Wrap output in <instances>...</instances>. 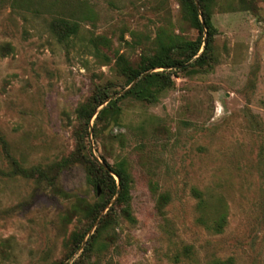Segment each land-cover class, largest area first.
Instances as JSON below:
<instances>
[{"label": "rangeland", "instance_id": "obj_1", "mask_svg": "<svg viewBox=\"0 0 264 264\" xmlns=\"http://www.w3.org/2000/svg\"><path fill=\"white\" fill-rule=\"evenodd\" d=\"M210 4L212 59L166 69L173 84L150 101L121 98L136 79L126 86L119 68L161 41L205 45L185 0H0V264H264V0ZM61 18L78 33L59 39ZM98 86L121 98V113L86 125L78 110ZM102 156L124 163L134 220L117 207L84 252L118 196L76 247L87 223L75 205L105 191L86 160ZM64 159L62 193L13 171ZM222 212V232L203 222Z\"/></svg>", "mask_w": 264, "mask_h": 264}, {"label": "trees", "instance_id": "obj_2", "mask_svg": "<svg viewBox=\"0 0 264 264\" xmlns=\"http://www.w3.org/2000/svg\"><path fill=\"white\" fill-rule=\"evenodd\" d=\"M201 12H199L194 0H185L187 13L190 14L191 20L196 28L203 34L204 27L207 28L208 40L203 46L202 37L198 41H186L178 44L161 41L156 53L151 56H143L137 66L130 63L123 64L119 71L122 75L127 77L128 86L135 79H138L134 85L127 89L125 96H132L137 100H150L157 99V94L164 89L169 88L172 84L173 70H166L168 68L187 69L188 62L194 59L193 66L204 65L209 59H212V41L214 35V25L212 21L211 4L210 0H199ZM202 15L204 25H202L199 16ZM54 31L61 40L70 38L72 35L78 33L79 23L69 19L61 18L54 22ZM203 46L202 53L199 54ZM156 68H164L162 71H153L147 73L149 70ZM113 93L105 86L97 88L89 103H85L79 108V115L85 120L86 125L89 124L90 119L96 114V123L101 120L111 118L118 120L121 113L119 101L121 98L110 99L98 112L97 109L111 96ZM84 147V146H83ZM92 154V153H91ZM92 156V155H91ZM103 157V156H102ZM105 167L103 164L94 158L89 157L86 160L88 169V181L93 185L101 184L105 191L95 202H89L86 199L78 200L75 205L74 211L80 218L81 222L87 223L83 232L77 236L76 247H79L88 231L95 226L96 221L99 219L103 210L106 209L110 200L118 194L116 203L109 208V210L100 218V223L96 228L95 233L89 238L85 251H91L95 238L99 232L107 225L111 224L113 219L117 216V207L120 209L122 215L134 220L131 213V196H130V178L127 169L123 162L111 165L108 160L103 157ZM69 159H64L57 162L50 167L31 166L25 167L14 162V173L19 174L26 178H35L38 181H46L56 192L62 193V188L58 187L56 182L58 172L68 165ZM55 171V174H53ZM113 173L119 177L120 189H117L116 179ZM200 197V205L205 206V198H202V192H195ZM208 228L217 232H222L227 224V214L222 212L217 219L211 223H207ZM178 261L179 254L175 255ZM210 264H234V258L229 257L226 259L216 258Z\"/></svg>", "mask_w": 264, "mask_h": 264}, {"label": "water", "instance_id": "obj_3", "mask_svg": "<svg viewBox=\"0 0 264 264\" xmlns=\"http://www.w3.org/2000/svg\"><path fill=\"white\" fill-rule=\"evenodd\" d=\"M196 2H197V7L199 8V3H198V1H196ZM198 10H199V9H198ZM199 12H201V11H199ZM200 16H201V19H202V22H203V25H204V20H203V18H202V15H200ZM204 28H206V27H204ZM206 29H207V28H206ZM205 42H206V41H205ZM202 51H203V50H202ZM201 53H202V52H201ZM137 80H138V79H136L135 82H134L132 85H134V84L136 83ZM132 85H131V86H132ZM131 86H130V87H131ZM130 87H129V88H130ZM129 88H127V89H129ZM110 99H112V96H111L110 98H108V99H107V100H106V101H105V102H104V103H103V104L97 109V112H98V111H99L104 105H106V104L109 102ZM103 165H104L105 167H107V165H106L105 163H104ZM113 174H114V173H113ZM115 175H116V174H115ZM116 176H117V175H116ZM117 178H118V181H119V177H118V176H117ZM118 189H119V188H118Z\"/></svg>", "mask_w": 264, "mask_h": 264}]
</instances>
